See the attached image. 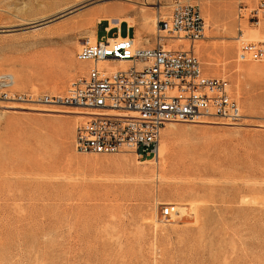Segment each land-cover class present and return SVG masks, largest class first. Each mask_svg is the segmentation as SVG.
<instances>
[{
  "label": "rangeland",
  "instance_id": "374dc122",
  "mask_svg": "<svg viewBox=\"0 0 264 264\" xmlns=\"http://www.w3.org/2000/svg\"><path fill=\"white\" fill-rule=\"evenodd\" d=\"M178 1L199 7L194 52L207 77L228 81L241 126L168 123L157 160L82 155L74 109L0 101V264H264V63L237 64L234 39L239 20L255 27L259 0ZM174 3L0 0V73L14 93L63 95L87 73L84 41L116 33L109 18L150 48Z\"/></svg>",
  "mask_w": 264,
  "mask_h": 264
},
{
  "label": "built area",
  "instance_id": "2783aa9c",
  "mask_svg": "<svg viewBox=\"0 0 264 264\" xmlns=\"http://www.w3.org/2000/svg\"><path fill=\"white\" fill-rule=\"evenodd\" d=\"M260 19H264V0H259L247 21L257 25ZM157 28L170 39L185 41L188 48H167L163 37L153 47L136 48L133 34L121 37L116 29L112 40L102 37L81 45L76 60L91 65L63 95L11 94L12 77L0 74V101L77 110L73 148L82 155L131 153L156 159L161 131L168 123L240 124L243 115L228 81L205 76L194 53L207 28L199 7L175 0L168 15L158 19ZM123 61L128 63L125 68L99 66ZM235 62L264 63V42L240 41ZM172 209L162 213L164 224L171 221Z\"/></svg>",
  "mask_w": 264,
  "mask_h": 264
},
{
  "label": "bare ground",
  "instance_id": "6f19581e",
  "mask_svg": "<svg viewBox=\"0 0 264 264\" xmlns=\"http://www.w3.org/2000/svg\"><path fill=\"white\" fill-rule=\"evenodd\" d=\"M190 4V3H189ZM163 8V6H160L158 8V10L160 11V9ZM167 8H172V5H168ZM255 9V8H254ZM246 10V9H245ZM249 10V9H248ZM114 11L113 8H105L103 11H102V14L104 15H112V12ZM170 11V10H169ZM122 12H125V10H122ZM127 13V12H126ZM101 15V14H100ZM165 17L163 16H160V14L157 15L156 19H155V24H154V29H155V42L158 40V37H163L167 44H166V47L167 48H182V49H187L188 48V44L183 41V40H173V39H170L168 38V36L162 32V31H159L158 28H157V22H158V19H164ZM107 20V19H106ZM239 20V19H238ZM261 20H264V19H260V21L258 22L257 25H255V27H247L245 24H243V26L240 25V20H239V28L237 30L240 31V34H238V36L235 39V41L238 43L240 41H251V42H264V22H262ZM108 22H109V25L107 27V29L105 30L106 32H109L110 29L112 28H116L117 30L119 29L120 30V26L122 24V21L121 20H118V19H108ZM243 22V21H242ZM206 23V22H205ZM238 25V24H237ZM253 26V25H252ZM126 27L129 28V27H133V24L132 22L128 21L126 22ZM206 27H207V23H206ZM243 27V28H242ZM207 29V28H206ZM138 38V36L136 35V39ZM206 38V36L204 37ZM108 40H112V38H107ZM233 39V40H234ZM95 38L94 39H87L86 42L88 43H91L93 44L95 42ZM85 42V41H84ZM139 42V41H138ZM133 43H134V46L136 48H143V47H138L136 45V41L134 40L133 38ZM239 45V44H238ZM196 46V45H195ZM195 46H194V49H195ZM81 47V46H80ZM237 47V46H236ZM195 53V52H194ZM76 58V57H75ZM79 62V61H78ZM80 64H84L86 65V68L88 70V68L90 67V62H79ZM127 62H102L99 64V66L101 67H106V68H110V70H114L116 68H125L127 66ZM238 64V63H237ZM239 64H242V63H239ZM2 75L6 74V73H0ZM8 75V74H6ZM205 75V74H204ZM10 76V75H9ZM206 76V75H205ZM12 77V76H11ZM13 78H12V86H13ZM12 86L11 88L9 89V91H11V94H13L14 92H12ZM16 94V93H15ZM32 95V94H31ZM48 95H51V94H48ZM35 96V94H34ZM55 96V95H54ZM9 108H12V107H9ZM43 112H55V111H46L45 109L42 110ZM59 113V112H58ZM63 113V112H62ZM69 113V112H67ZM69 114H72L74 115L75 118H78V111L77 110H74L73 112H70ZM198 123H204V122H198ZM227 125V124H224V123H215V122H205V124L203 125ZM236 126H241L240 124H237L235 126H232V127H236ZM163 130V129H162ZM162 132V131H161ZM74 137V136H73ZM161 138V137H160ZM163 146V145H162ZM159 148H160V142H159ZM160 151V150H159ZM158 158H159V152H158ZM158 158H156L155 160H157ZM154 160V159H153Z\"/></svg>",
  "mask_w": 264,
  "mask_h": 264
},
{
  "label": "crops",
  "instance_id": "0c3cea01",
  "mask_svg": "<svg viewBox=\"0 0 264 264\" xmlns=\"http://www.w3.org/2000/svg\"><path fill=\"white\" fill-rule=\"evenodd\" d=\"M106 29H107V28H105V30H106ZM127 29H128V28H127ZM98 31H99V29H96V31H95V35H94L95 40H98V39H97ZM128 32H130V31L128 30ZM127 35H128V34H127ZM112 36H114V34H113Z\"/></svg>",
  "mask_w": 264,
  "mask_h": 264
}]
</instances>
